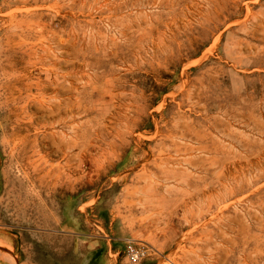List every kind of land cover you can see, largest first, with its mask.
Masks as SVG:
<instances>
[{
	"label": "rangeland",
	"instance_id": "1",
	"mask_svg": "<svg viewBox=\"0 0 264 264\" xmlns=\"http://www.w3.org/2000/svg\"><path fill=\"white\" fill-rule=\"evenodd\" d=\"M14 64L49 102L64 85L68 156L6 118ZM129 241L137 264H264V0H0V264H128Z\"/></svg>",
	"mask_w": 264,
	"mask_h": 264
},
{
	"label": "bare ground",
	"instance_id": "2",
	"mask_svg": "<svg viewBox=\"0 0 264 264\" xmlns=\"http://www.w3.org/2000/svg\"><path fill=\"white\" fill-rule=\"evenodd\" d=\"M13 22H15V21H13ZM16 23V22H15ZM22 23V25H23V23H25V21L24 20H22V19H20L19 21H17V25H19V24H21ZM33 23V22H32ZM17 25H14V26H17ZM20 26V25H19ZM32 26V25H31ZM34 27H35V29H39L38 30V32H35V33H37V34H40L41 35V37L43 38V34L46 32L47 33V30H46V24H40V23H37V24H34L33 25ZM12 27V26H11ZM22 27V26H21ZM29 27V26H28ZM48 27V26H47ZM29 29V28H28ZM27 29V30H28ZM59 38V37H58ZM57 40V39H56ZM59 40H60V38H59ZM41 41V40H40ZM61 41V40H60ZM17 43V42H16ZM59 43V42H58ZM62 43V42H61ZM60 43V44H61ZM19 44V43H18ZM64 43H62V45H63ZM14 46V45H13ZM59 46V45H58ZM61 46V45H60ZM16 47V46H15ZM44 48L46 49V47L44 46ZM47 48H49L48 46H47ZM43 50V49H41V50H43L42 51V54H40L39 55V59H40V62H43V63H46L47 62V59L49 58L48 57V51H46V50ZM62 50V49H61ZM36 52L38 51V49L37 50H35ZM34 51V52H35ZM60 51V50H59ZM32 53H33V51H32ZM2 67V66H1ZM3 67H4V65H3ZM2 67V68H3ZM18 68H17V65L16 64H14V65H11L10 66V69H8V70H5V72H4V74L6 75V77H8V76H10V80H9V82H8V84H6L5 85V90L7 91L6 93H7V95H6V97H5V101H4V105L7 107V109H8V114H7V119L8 120H11L12 122H15L16 124H18V122H20L21 121V119L22 118H25V117H20V112H23V111H27V110H29V111H31V115H28V125H30V128L32 127V128H34V130L36 131L35 133H37V135H35L34 137H38V136H40L41 137V142L42 141H44L45 143H46V145H47V143H52V144H55V141L57 142V140L59 141H61L62 139H63V137H62V134H63V136H64V134H65V132L64 133H59L58 131H56L55 130V127L57 126V127H59V126H64V124H65V120L66 119H64L63 117H65L66 118V116L68 117L69 116V114L67 115V103H66V100L64 99V98H66V97H64L63 98V95H64V93H63V91L65 90V89H63V86L61 85V84H59L58 86H57V89H56V91H55V99L54 100H56V102H53L52 100V102L53 103H51V101L49 102V98H47L46 99V97H45V95L47 96V91H48V88H50L49 86H47V84H45L44 82H41L40 80L38 81V82H31V83H29V82H27V80H28V77H27V74H26V71L25 70H17ZM59 69V68H58ZM69 80V79H68ZM112 80H114V79H112ZM94 81V79H92V82ZM98 81V80H97ZM100 81V80H99ZM98 81V82H99ZM103 81V80H102ZM88 82V81H87ZM86 82V83H87ZM92 82L90 83V82H88L87 84H85L84 86H82V88L84 89V90H88V89H90V91H91V93L93 92V91H95V92H99V91H101L102 92V94L105 96V94L106 95H109V97L110 98H116L117 96H119L118 94H114V92H118V90L116 89V88H118V87H114V85H112V84H110V83H106L105 84V82L102 84V85H104V87H102V88H98V87H95L94 85L92 86ZM101 82V81H100ZM95 83V82H94ZM93 83V84H94ZM70 84V83H69ZM96 84H98L97 82H96ZM71 85H72V83H71ZM74 85H72V87H73ZM100 86V85H99ZM32 89H35L37 92L35 93L36 95L34 96L33 95V93H32ZM63 89V90H62ZM74 89H78L77 87H75ZM68 92V91H67ZM78 92V91H77ZM85 92H89V90L88 91H85ZM4 93H5V91H4ZM52 93V92H51ZM125 93V92H124ZM132 94L134 93V92H131ZM50 94V93H49ZM53 94V93H52ZM81 94H82V92H81ZM126 94V93H125ZM129 94V93H128ZM23 95H25V97H23ZM140 96H142L141 94H140ZM125 97H126V95H125ZM124 97V98H125ZM137 97V96H136ZM135 96H133L131 99H129V97H128V99L131 101V102H129V104H128V110H127V112H133V113H135V111H138V109H140L139 111L141 112V108H144L141 104H138V101L136 100L137 98H136ZM70 98V97H69ZM118 98V97H117ZM123 100V99H122ZM127 100V99H126ZM144 100V99H143ZM68 101V100H67ZM72 101V100H71ZM125 101V100H124ZM21 102H23L24 104H23V106H21V107H16V105H18L19 103H21ZM77 102V104H79L78 102L79 101H76ZM123 102V101H122ZM69 103V102H68ZM72 103V102H71ZM119 103V102H118ZM140 103V102H139ZM143 104H144V102H142ZM2 104V103H1ZM125 104V103H124ZM13 105V107H11ZM70 105H72V104H70ZM69 105V106H70ZM75 105H76V103H75ZM73 106V105H72ZM71 107V106H70ZM69 107V108H70ZM115 107V106H114ZM113 107V108H114ZM117 107V106H116ZM80 108V107H79ZM146 108V107H145ZM77 109H78V107H77ZM123 109V108H122ZM22 110V111H21ZM74 111H75V109H73ZM73 110H71L70 111V113H74V111ZM115 110H117V109H115ZM114 110V111H115ZM118 110H119V108H118ZM121 110V109H120ZM126 110V109H125ZM113 111V110H112ZM77 112V111H76ZM143 112V111H142ZM141 112V113H142ZM75 114V113H74ZM77 114V113H76ZM113 114V113H112ZM119 114V113H118ZM137 114H139L138 112H137ZM25 115V114H24ZM109 115H111V114H109ZM128 115V116H127ZM127 115H122L123 117H121V116H119V118L121 117L122 118V121H120L119 119H117V116L115 117L117 120H119V122H120V124H121V126H122V123L121 122H124L123 124H124V129H125V131L127 132V133H130V131H131V128L129 127V123L131 122V116H129L130 115V113L129 114H127ZM132 115V114H131ZM135 115H136V113H135ZM141 115V114H140ZM140 115H138V116H140ZM76 116V115H75ZM72 118V117H71ZM75 118V117H74ZM120 118V119H121ZM116 119H113V120H116ZM137 119V118H136ZM23 120V119H22ZM74 120V119H73ZM76 120V119H75ZM133 120H135V117L133 118ZM138 120V119H137ZM25 121V120H24ZM26 121H27V119H26ZM105 121V120H104ZM111 121H112V118H111ZM136 121V120H135ZM75 122V121H74ZM74 122L72 123V124H74ZM113 122V121H112ZM112 122H111V124H112ZM114 122H116V121H114ZM23 123V122H22ZM24 123H27V122H24ZM116 123H118V121L116 122ZM134 123V122H133ZM138 123V122H137ZM110 124V125H111ZM114 124V123H113ZM113 124H112V126H113ZM26 125V124H25ZM24 125V126H25ZM107 125V124H106ZM116 125V124H115ZM23 126V125H22ZM27 126V125H26ZM75 126H76V124H75ZM109 126V125H108ZM118 126H120V125H118ZM120 126V127H121ZM21 127V126H20ZM20 127H18V128H20ZM29 127V126H28ZM119 127V128H120ZM12 128V127H11ZM16 128V127H15ZM27 128V127H26ZM40 128H42L43 129V131L44 132H38V130L40 129ZM61 128V127H60ZM75 128L77 129V127H74V130H75ZM111 128V127H110ZM113 128V127H112ZM17 130V129H16ZM22 130H25V129H22ZM62 130H64V129H62ZM136 130V129H135ZM25 131H28V130H25ZM32 131V130H31ZM121 131V130H120ZM120 131H117V132H120ZM22 132H24V131H22ZM34 132V131H33ZM63 132V131H62ZM132 132V131H131ZM27 133V132H26ZM30 133H32V132H30ZM29 133V134H30ZM123 133V132H122ZM119 134H121V132L119 133ZM30 135H33V134H30ZM74 135V134H73ZM116 135V134H115ZM161 135V134H160ZM78 136V135H77ZM120 136V135H119ZM162 136V135H161ZM31 137H33V136H31ZM33 137V138H34ZM74 137H76L75 135H74ZM165 137L166 138H168V136L167 135H165ZM13 138H14V140H16L17 142L18 141H20V142H22L21 144L23 145V142L24 141H27V138H28V134H22L21 133V131L19 130H17V131H14L13 132ZM72 138H73V136H72ZM77 138V137H76ZM31 139V138H30ZM79 139V138H78ZM113 139V138H112ZM34 139H32V141H33ZM65 140V139H64ZM68 140V142H70L69 141V139H67ZM67 140H66V142H67ZM73 140V139H72ZM77 140V139H76ZM162 140V139H161ZM34 141H36V139L34 140ZM33 141V142H34ZM59 141V142H60ZM75 141V140H74ZM74 141H72V142H74ZM67 142V143H68ZM76 142V141H75ZM27 143V142H26ZM26 143H24V144H26ZM35 143H37V142H34V144ZM62 143V142H61ZM77 144H79V142H76ZM163 143V142H162ZM18 145H19V143H17ZM21 144H20V146H21ZM29 144V143H28ZM31 144V143H30ZM33 144V145H34ZM42 144V143H41ZM40 144V145H41ZM60 144V143H59ZM59 144H55L56 146H58ZM46 145H43V146H46ZM65 145V144H64ZM69 145V144H68ZM74 145V144H73ZM72 145V146H73ZM113 145H114V142L112 141L109 145H108V147H109V149L110 150H113L112 148H113ZM166 144L164 143L163 144V146L164 147H166L165 146ZM27 146V145H26ZM31 146V145H30ZM42 146V145H41ZM48 146V145H47ZM50 146V145H49ZM55 146V147H56ZM66 146V145H65ZM64 146V147H65ZM71 146V147H72ZM162 146V147H163ZM32 147V146H31ZM37 147V146H36ZM63 147V146H62ZM163 147V148H164ZM168 147V146H167ZM15 148V147H14ZM23 148H24V145H23ZM28 148V147H27ZM77 148V147H76ZM155 148V147H154ZM49 149V148H48ZM58 151L61 153V155L63 154V155H67V152H65L66 150H64V152H63V149L60 147V146H58ZM70 149V148H69ZM79 149V148H78ZM81 149V148H80ZM79 149V150H80ZM160 149H162V148H160ZM165 149V148H164ZM163 149V151H165ZM191 149V148H190ZM22 150V149H21ZM25 150V149H24ZM23 150V151H24ZM37 150V149H36ZM179 150V149H178ZM177 150V151H178ZM17 151V150H16ZM33 151V150H32ZM35 151V150H34ZM51 151V150H50ZM161 151V150H160ZM169 151V150H168ZM48 152V154H49V151H47ZM56 152V151H55ZM70 152V151H69ZM109 151H107V150H103L102 151V153H101V157L102 156H104L105 154H107ZM166 153H167V151H165ZM170 152V151H169ZM169 152H168V154H169ZM191 152V151H190ZM37 153H38V151H37ZM52 153V152H51ZM66 153V154H65ZM162 153V152H161ZM166 153H164L165 155H166ZM55 154V153H54ZM59 154V153H58ZM72 154V153H71ZM62 155V156H63ZM162 155V154H161ZM160 155V157H163V158H165V155L164 156H161ZM193 155V154H192ZM50 156H52V155H50ZM61 156V157H62ZM68 156V155H67ZM74 155H72V158H74L73 157ZM153 156V155H152ZM64 157V156H63ZM159 157V158H160ZM171 157H173L172 155H171ZM65 158H66V156H65ZM64 158V159H65ZM75 158H76V156H75ZM162 158V159H163ZM67 159V158H66ZM157 160H158V158H156ZM45 160V159H44ZM160 161H161V159H159ZM166 161L164 162V159L162 160V162H161V164H163V163H165V164H170V162H168V160L167 159H165ZM46 161V160H45ZM71 162H72V160H70ZM160 161H159V163H160ZM171 161V160H170ZM173 161H175L174 159H173ZM70 162V163H71ZM69 163V164H70ZM67 165V163L65 164V165H67V166H70V165ZM174 164V163H173ZM194 165V163H191V165ZM57 167H56V169L58 168V167H60V168H62L63 169V167H61V166H59V165H56ZM66 166V167H67ZM158 166H160V165H158ZM164 166V165H163ZM53 167L54 166H52L51 168L53 169ZM166 167V166H165ZM161 168H164V167H161ZM166 168H168V169H170V167L168 166V167H166ZM55 169V170H56ZM61 169V170H62ZM167 169V170H168ZM59 170V169H58ZM166 170V169H165ZM53 171V170H52ZM54 172V171H53ZM60 172V171H59ZM182 172V171H181ZM49 173V172H48ZM58 173V171H56V174ZM51 174L53 175L54 173H52L51 172ZM55 175V174H54ZM201 177V176H200ZM204 178V177H203ZM202 178V179H203ZM199 179V178H198ZM201 179V178H200ZM178 181V180H177ZM202 181V180H201ZM200 181V182H201ZM154 183V182H153ZM50 186V185H49ZM206 187H207V185H206ZM208 188V187H207ZM146 190H148V189H146ZM145 189H143L142 191H146ZM152 190V189H151ZM183 191V190H182ZM186 191V190H185ZM206 191V190H205ZM230 191V190H229ZM143 192V193H144ZM147 192V191H146ZM194 192H196V191H194ZM199 192V191H198ZM203 192V191H202ZM208 192V191H207ZM162 193V192H161ZM229 193V192H228ZM233 195V194H232ZM232 195H230V196H232ZM145 196H147L148 198H149V200L147 201L148 203L150 202L151 203V205H152V203H154V202H152L153 200H154V193L153 192H150L149 193V191H148V193H147V195L145 194ZM202 196H204V194L202 193ZM208 196V195H207ZM210 196V195H209ZM205 197V196H204ZM153 198V199H152ZM162 199H165L164 197L162 198ZM162 201V200H161ZM208 202H209V200H207ZM227 201V200H226ZM207 202V203H208ZM145 203H146V201H145ZM159 204V203H158ZM164 204V203H163ZM186 204V203H185ZM209 204V203H208ZM162 205V204H161ZM165 205V204H164ZM204 205V204H203ZM154 208H156L157 206H155L154 204L152 205ZM179 206V205H178ZM177 206V207H178ZM182 206H183V204H182ZM169 207V206H168ZM149 208H150V204H149ZM147 209V208H146ZM159 210L161 209V208H158ZM154 209H152V211H153ZM164 210V209H163ZM207 210H208V208H207ZM148 212V211H147ZM146 212V213H147ZM159 212V211H158ZM157 211H156V213H158ZM162 212V211H161ZM158 213V214H162V213ZM151 213V212H150ZM164 213V212H163ZM169 213V212H168ZM149 214V213H148ZM152 215H154V212H153V214ZM169 216H170V214H168ZM151 216V215H150ZM155 216V215H154ZM153 216V218H156V216L154 217ZM160 216V215H159ZM158 216V217H159ZM165 216V215H164ZM163 216V217H164ZM148 218H149V216H148ZM157 219V218H156ZM152 220V219H151ZM167 220H168V218H167ZM182 250V249H181ZM185 252V251H184ZM211 252V251H210ZM213 253V252H212ZM211 254V253H210ZM210 258V257H209ZM200 260V259H199ZM214 264H220L219 263V261L217 260V261H214Z\"/></svg>",
	"mask_w": 264,
	"mask_h": 264
},
{
	"label": "built area",
	"instance_id": "3",
	"mask_svg": "<svg viewBox=\"0 0 264 264\" xmlns=\"http://www.w3.org/2000/svg\"><path fill=\"white\" fill-rule=\"evenodd\" d=\"M147 255V249L141 243L135 241L126 242L124 247V257L128 264H137Z\"/></svg>",
	"mask_w": 264,
	"mask_h": 264
}]
</instances>
